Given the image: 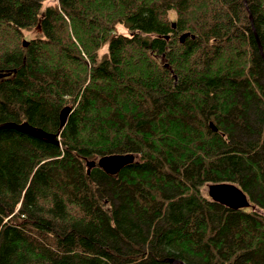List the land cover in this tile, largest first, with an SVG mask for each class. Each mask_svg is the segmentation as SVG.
<instances>
[{
	"label": "trees",
	"instance_id": "1",
	"mask_svg": "<svg viewBox=\"0 0 264 264\" xmlns=\"http://www.w3.org/2000/svg\"><path fill=\"white\" fill-rule=\"evenodd\" d=\"M0 74V264H264V0H0Z\"/></svg>",
	"mask_w": 264,
	"mask_h": 264
},
{
	"label": "water",
	"instance_id": "2",
	"mask_svg": "<svg viewBox=\"0 0 264 264\" xmlns=\"http://www.w3.org/2000/svg\"><path fill=\"white\" fill-rule=\"evenodd\" d=\"M26 44V43H25ZM258 46L261 52V45L258 41ZM5 75L0 74V78ZM70 108L66 107L61 112V127H64ZM211 127L215 131L216 128L211 124ZM20 129L22 127H19ZM22 130V129H21ZM27 130V129H23ZM29 132V130H27ZM54 139V137H52ZM136 156L133 154H114L102 156L98 164L92 163L89 166L88 173L90 172V167L98 165L104 172L110 175L118 174L123 168L128 165H131L135 162ZM208 194L209 196L220 205L226 206L231 210H239L242 208L250 207V202L248 200L247 195L244 191L236 184L233 183H216L210 184L208 186ZM173 264H177L174 260Z\"/></svg>",
	"mask_w": 264,
	"mask_h": 264
},
{
	"label": "bare ground",
	"instance_id": "3",
	"mask_svg": "<svg viewBox=\"0 0 264 264\" xmlns=\"http://www.w3.org/2000/svg\"><path fill=\"white\" fill-rule=\"evenodd\" d=\"M250 18H251V20H252V16H251V15H250ZM259 50H260V49H259ZM262 51H263V50H262V48H261V52H260V53L263 55V52H262ZM65 99H66V98H65ZM67 107H68V106H67ZM65 108H66V107H65ZM69 108H70V111H71V107H69ZM70 111H69V113H70ZM68 115H69V114H68ZM12 125H13V124H12ZM20 127H22V126H20ZM18 128H19V127H18ZM19 129H20V128H19ZM21 129H22V130H23V129H27V130H29V132L32 131L33 133H35V131L32 129V127H29V128L22 127ZM21 129H20V130H21ZM27 130H23V131H24V132H28ZM83 161H84V160H83ZM98 161H99V160H98ZM98 161H97V162H96V161H93V163H97V164H98ZM89 166H90V165H89V163H88V168H89ZM84 168H85V167H84ZM85 171H86V170H85ZM86 175H87V174H86ZM225 183H226V182H225ZM233 184H234V183H233ZM209 185H210V184H209ZM209 185H208V186H209ZM207 189H208V187H207ZM244 193H245V192H244ZM208 196H209V194H208ZM209 197H210V196H209ZM247 197H248V196H247ZM210 198H211V197H210ZM211 200L214 201L212 198H211ZM248 200H249V198H248ZM214 202H215V201H214ZM249 202H250V201H249ZM250 204H251V203H250ZM251 206H252V205H250V207H251ZM225 207H226V206H225ZM250 207H246V208H250ZM227 208H228V207H227ZM242 209H245V208H242ZM239 210H241V209H239ZM234 211H237V210H234Z\"/></svg>",
	"mask_w": 264,
	"mask_h": 264
},
{
	"label": "rangeland",
	"instance_id": "4",
	"mask_svg": "<svg viewBox=\"0 0 264 264\" xmlns=\"http://www.w3.org/2000/svg\"><path fill=\"white\" fill-rule=\"evenodd\" d=\"M51 4V3H50ZM170 17H171V20H175L176 19V17H175V13H171V15H170ZM119 30L120 31H122V32H124V33H127V30H126V28L124 27V26H120L119 27ZM105 51V50H104ZM103 51V52H104ZM206 190H204V193H205V195L207 196L208 195V189L207 188H205ZM208 197V196H207Z\"/></svg>",
	"mask_w": 264,
	"mask_h": 264
},
{
	"label": "flooded vegetation",
	"instance_id": "5",
	"mask_svg": "<svg viewBox=\"0 0 264 264\" xmlns=\"http://www.w3.org/2000/svg\"><path fill=\"white\" fill-rule=\"evenodd\" d=\"M136 160V159H135Z\"/></svg>",
	"mask_w": 264,
	"mask_h": 264
}]
</instances>
